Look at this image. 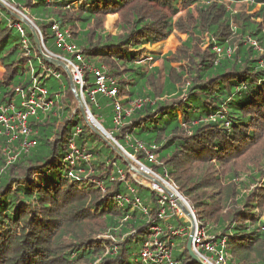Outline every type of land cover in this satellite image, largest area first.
Instances as JSON below:
<instances>
[{
    "label": "trees",
    "instance_id": "16d2710c",
    "mask_svg": "<svg viewBox=\"0 0 264 264\" xmlns=\"http://www.w3.org/2000/svg\"><path fill=\"white\" fill-rule=\"evenodd\" d=\"M2 1L34 24L48 53L74 63L52 27L68 32L84 61L114 83L123 108L143 102L118 127L112 101H91L94 78L83 74L93 119L141 166L166 173L199 227L224 241L227 264H264V0ZM110 15L118 17L115 34L105 28ZM174 32L186 35L175 52L149 51ZM0 70V114L20 110L33 86L52 103L28 119L33 148L21 149L22 135L0 136V264H138L157 226L173 264H198L187 238L165 233L164 224L187 225L159 219L160 195L137 184L113 141L91 130L64 71L41 58L29 28L2 7ZM71 146L80 157L71 158Z\"/></svg>",
    "mask_w": 264,
    "mask_h": 264
},
{
    "label": "built area",
    "instance_id": "2783aa9c",
    "mask_svg": "<svg viewBox=\"0 0 264 264\" xmlns=\"http://www.w3.org/2000/svg\"><path fill=\"white\" fill-rule=\"evenodd\" d=\"M52 30L55 35L56 47L63 53L73 56L74 63L64 58H56L70 65L76 70L75 81L79 88L80 97L83 99V74L84 72L90 73L94 78V89L89 93V99L93 101L95 95H102L103 97L111 100L114 106L113 122L116 126L122 125L123 117L129 116L133 109L140 108L143 102L141 100H138L132 103L130 110H126L125 108H123L121 106L122 99L118 96L114 83L110 82V80L106 78L103 72L104 70L97 69L84 61L81 50L69 42L68 32L60 31L55 25H53ZM51 107L52 103L50 101H46V91L44 89L36 88V86H33V90L29 93V96L26 97L20 104V110L16 111L13 105L2 109V113L0 114V136L4 135L5 137H8L10 135H13L12 139H14L16 135H22L24 136V140L21 144V149L27 151L33 148L36 143L34 140L28 139L30 134V131L28 130V119L34 116L38 110L46 111ZM86 110L88 111L87 108ZM88 117L90 118L89 112H87L86 120L89 121V124L94 125V123H92ZM103 134L106 133L103 132ZM106 136H108V138L112 140L109 135L106 134ZM117 147L119 146L117 145ZM137 147L142 150L148 163L155 164V157L150 150H144L140 144H137ZM119 148L121 149V147ZM71 149L73 150L71 158L73 156H81L80 153L75 151L72 146ZM3 154L7 155L6 148L3 150ZM14 159L15 157L7 156L8 163L14 161ZM136 163L141 166L138 162ZM141 170L145 173V175H151L157 178V180H153L152 178L146 176L147 179L152 181L151 185H144L139 182H137V184H140L151 190L152 192L160 195V199L158 201L159 219L163 220V222H166L169 219L167 218V215H169L168 212L172 213L173 216H178V219H181L180 217L182 216L185 218V215L178 209L176 201L168 196L167 192H170L167 189L163 188L161 185V183L165 184L166 186L169 185V183L165 181L166 173L164 172V177H161L155 174L153 171L144 168L143 166H141ZM122 179L123 175L120 174V180ZM173 186L167 187L171 190L170 194L173 193L172 191L176 192V189ZM129 191L133 192V190L130 189ZM117 202L123 204L129 203V200L127 198L117 196ZM132 206L144 215L148 213V209L144 207L138 199H135V201L132 203ZM164 226L166 229L165 233H167V235L169 236L177 238H187V241L191 236V251L196 255L201 264H227V255L225 253L224 241L218 242L214 237L207 236L205 230L202 227H199L197 221H195L193 230L191 229V222L190 226L186 227H174L168 226L166 224H164ZM163 236L164 231L160 226L151 228V234L149 235L147 241L143 243L140 250L139 259L142 264H173V246L162 240L161 238Z\"/></svg>",
    "mask_w": 264,
    "mask_h": 264
},
{
    "label": "rangeland",
    "instance_id": "374dc122",
    "mask_svg": "<svg viewBox=\"0 0 264 264\" xmlns=\"http://www.w3.org/2000/svg\"><path fill=\"white\" fill-rule=\"evenodd\" d=\"M1 2H3L2 0H0ZM5 4V3H4ZM5 7L6 9L11 12L12 14L16 15L18 18H20L21 20L25 21L28 23V25L36 32L37 36H38V39H39V42L41 44V48H42V51L47 54L48 56L52 57V58H56L57 56L55 55H52L51 53H48L45 48H44V45H43V41L41 40L42 36L41 34L39 33V31L35 28L34 24L29 21L24 15H22L21 13H19L17 10L11 8L10 6H8L7 4H5ZM242 8H244L243 5L239 4L235 7V10L236 11H239V10H242ZM258 8H256L257 10ZM255 10L252 12L254 13ZM118 20V17L116 15H110V16H107L106 19H105V28L111 33V34H115L116 33V29H115V23L117 22ZM20 21V20H19ZM22 22V21H20ZM23 23V22H22ZM24 24V23H23ZM186 39V35L184 34H181V33H177V32H174L170 37H168V39L166 41H164L162 44H159V45H156V46H153V47H150L149 48V51H153L156 53L157 57H162L164 55H166L167 53H171V52H175L176 49L181 45V43L183 41H185ZM148 56H151V55H148ZM58 59V58H56ZM61 61V60H60ZM151 61V60H150ZM150 61H148L147 63H150ZM63 62V61H62ZM64 63V62H63ZM147 63L146 61L142 62L141 65L143 66H147ZM152 63V62H151ZM38 63H36L37 65ZM66 64V63H65ZM67 66V70H68V73L71 77V81H72V84L73 86L75 87L77 85L76 81H75V72L76 70L71 67L70 65L66 64ZM150 66V64H149ZM153 67H161V61H156L154 62V64H152ZM174 67H177V65H174ZM62 69V68H61ZM63 70V69H62ZM64 71V70H63ZM0 73H1V70H0ZM64 73L66 74V72L64 71ZM67 76V75H66ZM79 94V92H78ZM120 99V98H118ZM81 101H82V105L87 112H89V110L87 111L86 110V105H85V102H84V98L82 99L81 98ZM78 106V105H77ZM84 115V118H85V121L87 122V124L90 126V124L88 123L89 121L86 120L87 118V115ZM90 114V113H89ZM89 118V117H88ZM90 121L92 123H94L95 125H98L100 126L94 119L93 117L91 116L90 114ZM101 127V126H100ZM118 127H121V125H119ZM102 128V127H101ZM104 131V130H103ZM109 139V138H108ZM116 142L113 140V144L114 146L117 147V145L115 144ZM264 146V145H263ZM119 148V147H117ZM119 150L121 151L123 157L127 160V162L129 161V168H130V171H131V174H132V178L134 179L135 182H139V183H142L144 185H151L152 181L147 179L146 176L152 178L153 180H157V178L151 176V175H145V173L141 170V166H139L136 162V159L135 158H131L130 155H126V153L121 150L119 148ZM263 153V150H260L257 149L255 151H253L252 153L248 154L247 156H244L241 158V160L238 161V165H241L242 164V161L245 160V159H252L255 157V154H262ZM145 175V176H144ZM262 181L264 182V167H263V176H262ZM162 187L167 189L170 193H171V190L168 189L167 187H172L173 185L169 183V185L171 186H166L165 184L161 183ZM174 187V186H173ZM168 193V192H167ZM177 193V192H176ZM173 194V193H172ZM178 194V193H177ZM174 195V194H173ZM179 195V194H178ZM183 199V198H182ZM185 205L189 208L190 210V207L188 205V203L183 199ZM192 211V210H191ZM193 213V212H192ZM169 215H167V218L171 219L173 217H177L176 215H172V213H168ZM180 222L181 223H184L185 225L187 226H190V220L185 216V218L182 216L180 217ZM196 221V219H195ZM105 239H107L105 237ZM178 250H174V253H177ZM137 253H138V249H137ZM134 263V259L133 258H130L129 260V263L128 264H133ZM140 262H138L139 264Z\"/></svg>",
    "mask_w": 264,
    "mask_h": 264
},
{
    "label": "water",
    "instance_id": "95a60500",
    "mask_svg": "<svg viewBox=\"0 0 264 264\" xmlns=\"http://www.w3.org/2000/svg\"><path fill=\"white\" fill-rule=\"evenodd\" d=\"M0 7L6 9L5 7V4L4 2H1L0 1ZM16 19L22 21L28 28L29 30L31 31L32 33V36H33V39H34V43H35V47H36V50L38 51L39 55L41 56V58L46 62L48 63L49 65L51 66H54V67H60L62 68L65 72H66V75H67V78H68V81H69V85H70V89L75 97V100L77 102V105H78V109L79 111L81 112V114L84 116L86 111L82 105V101H81V97H80V94H78L75 90V87L73 86L72 84V81H71V77L68 73V70H67V66L65 63H63L62 61H60L59 59H56V58H52L50 56H48L47 54H45L43 51H42V48H41V44L39 42V39H38V36L36 34V32L28 25L27 22L21 20L20 18H18L16 15L12 14ZM87 115V113H86ZM87 119V118H86ZM91 128L92 131H94L97 135H99L100 137H102L104 140L107 141L108 139V136H106V134H103V129L98 126V125H91L89 126ZM111 145V144H110ZM113 149L115 150V152L123 159H125L121 153V151L119 150V148H117L116 146L113 147ZM125 161L127 162V160L125 159ZM168 196L173 199L174 201H176V204H177V207L178 209L190 220L191 222V229L193 230V227H194V224H195V217L191 211V209L189 210V208L186 206L184 207L183 204L177 200V198L173 195V194H170V193H167ZM180 199H182V197L180 196ZM183 200V199H182ZM192 232V231H191ZM190 241H191V236L188 238V241H187V251H188V254L189 256L194 260L196 261L198 264H201L198 260V258L196 257V255L191 251V245H190Z\"/></svg>",
    "mask_w": 264,
    "mask_h": 264
},
{
    "label": "bare ground",
    "instance_id": "6f19581e",
    "mask_svg": "<svg viewBox=\"0 0 264 264\" xmlns=\"http://www.w3.org/2000/svg\"><path fill=\"white\" fill-rule=\"evenodd\" d=\"M174 196L177 198L178 201H180L184 207H186L184 201L182 199H180V195H178L175 191H172Z\"/></svg>",
    "mask_w": 264,
    "mask_h": 264
}]
</instances>
